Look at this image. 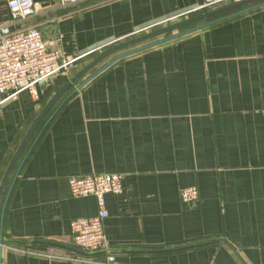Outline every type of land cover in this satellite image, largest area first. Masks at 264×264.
Listing matches in <instances>:
<instances>
[{
    "label": "crops",
    "instance_id": "obj_1",
    "mask_svg": "<svg viewBox=\"0 0 264 264\" xmlns=\"http://www.w3.org/2000/svg\"><path fill=\"white\" fill-rule=\"evenodd\" d=\"M6 1L1 22L10 21ZM33 1L34 14L12 28L39 27L45 39L60 38L64 55L201 2ZM101 65L52 105L13 166L0 198L2 264H89L94 255L74 243L71 221L97 215L98 200L73 197L68 181L92 173L124 177V191L106 195L104 220L118 264H264V6L122 58L62 103ZM57 90L39 86L37 95L25 91L0 105V187ZM191 186L199 193L194 204L181 198Z\"/></svg>",
    "mask_w": 264,
    "mask_h": 264
},
{
    "label": "built area",
    "instance_id": "obj_2",
    "mask_svg": "<svg viewBox=\"0 0 264 264\" xmlns=\"http://www.w3.org/2000/svg\"><path fill=\"white\" fill-rule=\"evenodd\" d=\"M90 1L92 0H61V5L70 7ZM233 1L239 0H201L199 5L192 9L119 37L96 49L77 55H64L57 47L60 38L45 39L39 27L32 25L25 28H12L14 25L25 23L34 14L33 0H7L10 21H0V105L25 91L37 95L39 86L50 87L57 77L68 73L79 60L91 52L112 47L129 38L130 35H141L205 9H214ZM123 178L120 173H92L69 178L73 197L93 195L99 204L97 215L71 221L74 243L81 251L94 255L86 260L89 264H118L117 255L109 248L104 220L109 216L106 195L122 193ZM198 195L196 186L181 190V198L185 203H196Z\"/></svg>",
    "mask_w": 264,
    "mask_h": 264
},
{
    "label": "water",
    "instance_id": "obj_3",
    "mask_svg": "<svg viewBox=\"0 0 264 264\" xmlns=\"http://www.w3.org/2000/svg\"><path fill=\"white\" fill-rule=\"evenodd\" d=\"M238 10H235L230 13H226L227 11H230L234 8L242 7ZM261 6H264V0H239V1H233L228 4L222 5L220 7L214 8V9H205L199 13H196L194 15H191L189 17L180 19L179 21L175 23H171L169 25L157 28L155 30H152L147 33H143L141 35H136L135 37L131 39H126L125 41H122L120 43H117L116 45L109 47L105 52H103L99 57L94 59L92 62H90L88 65H86L76 76L72 77L69 81H67L62 87H60L57 92L54 94L50 102L45 107L44 111L41 113L39 118L37 119L35 125L32 127L30 133L25 138V140L22 142L20 147L18 148L17 152L15 153L7 171L4 176L2 185L0 187V198L2 196V193L4 191V188L6 186V183L10 177V174L12 172L13 166L15 162L17 161L18 157L21 155L22 151L25 148V144L28 141L30 135L36 128V126L41 122L43 117L45 116L46 112L52 107V105L66 92L72 85L81 77H83L85 74L90 72L95 66L97 67L100 63H103L97 70H95L93 73L88 75L73 91H71L66 97L64 98V103L69 97L74 95L77 91H79L86 83H88L90 80H92L94 77H96L98 74H100L102 71H104L106 68L114 64L116 61L125 58L127 56L133 55L135 53L147 50L149 48L158 46L160 44H163L165 42L177 39L179 37H182L184 35L196 32L198 30L204 29L206 27L212 26L218 22H222L225 20H228L230 18L236 17L238 15H241L243 13H246L248 11L254 10L256 8H259ZM217 15H220L218 17H215ZM215 17V18H212ZM62 103L58 106V108L52 113V115L47 119L43 129L36 137L33 145L30 147L28 153L25 156H28L29 152L33 148V146L36 143V140L41 136L44 128L48 125V123L51 121L53 116L58 111L59 107L62 105ZM24 159V160H25ZM24 162V161H23ZM21 169L20 167L17 169L14 179L11 183L10 189L7 193L3 212L5 211L6 204L8 202L11 190L14 186V183L16 181V178L19 175ZM2 228H3V222H2ZM3 233L0 234V264H2L3 259Z\"/></svg>",
    "mask_w": 264,
    "mask_h": 264
},
{
    "label": "trees",
    "instance_id": "obj_4",
    "mask_svg": "<svg viewBox=\"0 0 264 264\" xmlns=\"http://www.w3.org/2000/svg\"><path fill=\"white\" fill-rule=\"evenodd\" d=\"M94 1H95V0H92V1H90V2H94ZM240 8H243V6H242V7H238V8H234V9H232V10H230V11H227L226 13L233 12V11L238 10V9H240ZM218 16H220V15H217V16H215V17H218ZM215 17H212V18H215ZM60 79H61V78L56 79V81L54 82V84H53L51 87L55 86L56 89H59V88L62 86V84L64 85V84L68 81V80H67V81L64 80V82H62V81H59ZM57 81H59L58 84H56ZM51 87H48V88H51Z\"/></svg>",
    "mask_w": 264,
    "mask_h": 264
},
{
    "label": "rangeland",
    "instance_id": "obj_5",
    "mask_svg": "<svg viewBox=\"0 0 264 264\" xmlns=\"http://www.w3.org/2000/svg\"><path fill=\"white\" fill-rule=\"evenodd\" d=\"M177 21H179V20H177ZM177 21H174L173 23H175V22H177ZM129 38L128 39H131V38H133V37H135L134 35H130V36H128ZM67 74H69V72L68 73H65V74H63V75H60V78H62L63 76H65L66 75V78L65 79H68V75ZM58 78V77H57ZM56 78V79H57ZM56 79L53 81V83L51 84V86L54 84V82L56 81ZM69 81V80H68ZM50 86V87H51Z\"/></svg>",
    "mask_w": 264,
    "mask_h": 264
}]
</instances>
